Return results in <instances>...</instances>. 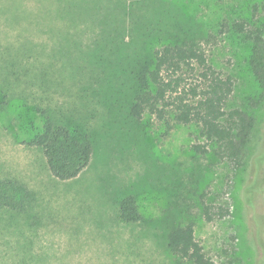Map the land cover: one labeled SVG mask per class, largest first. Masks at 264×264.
Returning <instances> with one entry per match:
<instances>
[{
  "label": "rangeland",
  "instance_id": "rangeland-1",
  "mask_svg": "<svg viewBox=\"0 0 264 264\" xmlns=\"http://www.w3.org/2000/svg\"><path fill=\"white\" fill-rule=\"evenodd\" d=\"M260 1L0 0V100L8 96L0 107V180L13 179L31 193L22 211L0 206V264H186L168 249L167 233L189 221L215 264H264V101L248 156L236 169L195 148L204 141L193 124L165 131L150 114L129 116L114 102L125 100V91L119 93L113 70L116 61L153 48L157 39L193 38L209 62L233 78L225 107L239 106L258 87L247 65L249 47L232 22L249 17ZM66 2L81 3L77 18L63 8ZM111 29L122 43L102 57L103 70L93 80L98 72L87 65L95 64L94 52L84 47ZM9 63L20 80H13ZM39 79L52 82L44 88L58 105L82 107L78 96L85 93L94 109L95 116L85 117L92 154L73 179L55 178L41 149L25 143L42 118L18 94H42ZM127 195L140 216L134 223L119 218ZM202 200L213 205V219L203 216Z\"/></svg>",
  "mask_w": 264,
  "mask_h": 264
},
{
  "label": "trees",
  "instance_id": "trees-1",
  "mask_svg": "<svg viewBox=\"0 0 264 264\" xmlns=\"http://www.w3.org/2000/svg\"><path fill=\"white\" fill-rule=\"evenodd\" d=\"M49 1V5L54 2ZM129 4L125 6L124 13L129 12ZM251 7L249 17H238L232 22L233 31L249 47L247 65L258 87L257 93L244 103L225 107L233 90V78L215 68L201 44L193 38L157 39L153 48L144 50L142 47V50H135L116 61L114 80L121 87L119 93L125 91V100L114 98V102H118L119 106L122 103L120 107L126 108L132 118L139 119L145 113L152 115L162 121L165 131L176 123L193 124L204 141L195 146L198 151L210 152L217 160L232 164L236 169L241 168L254 135L256 110L264 101V0ZM63 8L69 11L72 8L70 12L72 16L76 12L77 18L82 6L80 3L72 7L66 2ZM63 8L59 7V10L63 12ZM47 12L48 15L43 18L49 23L52 11ZM117 33L116 29H111L103 38L85 45L84 51L94 52L92 60H95V64L93 61V66L87 65L89 69L95 67L94 70L98 72L93 80L101 72L102 57L116 53L119 43H122L121 35ZM66 45L70 46L68 42ZM66 45H63L64 49H67ZM9 64L14 68L13 80H20L15 63ZM19 66L27 71L24 65ZM80 66L85 68L83 64ZM43 73L40 76H45ZM39 81L42 94H18L24 105L31 106L42 118L40 130L25 143L41 149L47 167L55 178L73 179L88 165L92 154L93 139L85 117L95 116L94 109L87 107L85 93L78 96L82 107L64 105L67 102L58 105L52 97H48L44 88H49L52 82ZM7 97L4 94L0 100L1 108L6 105ZM30 197V191L23 184L13 179L0 180V206L22 211L27 208ZM200 202L205 219H213V205L204 200ZM118 213L125 223L140 219L133 195L120 200ZM217 214V218L223 217L221 212ZM167 247L178 263L215 264L195 239L191 221L169 229Z\"/></svg>",
  "mask_w": 264,
  "mask_h": 264
},
{
  "label": "crops",
  "instance_id": "crops-1",
  "mask_svg": "<svg viewBox=\"0 0 264 264\" xmlns=\"http://www.w3.org/2000/svg\"><path fill=\"white\" fill-rule=\"evenodd\" d=\"M46 162V161H45Z\"/></svg>",
  "mask_w": 264,
  "mask_h": 264
}]
</instances>
